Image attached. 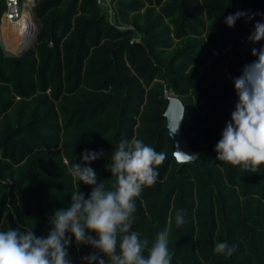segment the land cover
Instances as JSON below:
<instances>
[{
  "label": "trees",
  "instance_id": "trees-1",
  "mask_svg": "<svg viewBox=\"0 0 264 264\" xmlns=\"http://www.w3.org/2000/svg\"><path fill=\"white\" fill-rule=\"evenodd\" d=\"M19 1L39 34L20 56L0 46V231L33 227L46 237L50 216L70 207V164L102 152L89 166L109 180L112 152L136 137L167 158L136 200L132 230L151 243L171 220V264H264V166L245 171L214 151L237 102L234 80L264 46L248 42L264 0H115V22L95 0ZM236 12L256 15L228 28ZM168 94L184 106L193 164L174 157ZM79 187L87 197L91 187ZM224 241L236 246L231 257L214 252ZM92 251L68 247L72 264Z\"/></svg>",
  "mask_w": 264,
  "mask_h": 264
},
{
  "label": "clouds",
  "instance_id": "clouds-1",
  "mask_svg": "<svg viewBox=\"0 0 264 264\" xmlns=\"http://www.w3.org/2000/svg\"><path fill=\"white\" fill-rule=\"evenodd\" d=\"M255 15L229 14L225 24L232 28L238 19L251 21ZM253 27L248 42L256 44L264 40V21H257ZM251 55L255 59L234 80L237 102L214 151L217 161L255 173L264 166V46L253 47ZM176 130L177 125L170 129L171 135ZM103 155L85 150L80 163L70 164L68 172L75 182L70 207L50 216L46 237L34 234L33 227L0 231V264H72L68 247L73 240L77 248L87 245L93 250L81 258L82 264H171V220L151 243L132 230L136 200L157 182L166 153L157 152L136 137L122 139L106 167L111 179L98 182L96 171L89 165ZM194 159L183 155L181 162ZM80 184L91 187L87 197ZM174 222L177 228L185 223L182 210L176 211ZM235 251L236 246L226 241L214 247L216 254L225 257Z\"/></svg>",
  "mask_w": 264,
  "mask_h": 264
},
{
  "label": "water",
  "instance_id": "water-1",
  "mask_svg": "<svg viewBox=\"0 0 264 264\" xmlns=\"http://www.w3.org/2000/svg\"><path fill=\"white\" fill-rule=\"evenodd\" d=\"M39 34V27L36 31L26 35L25 40L22 42L19 50L15 52L14 56H20L23 52L27 51L33 45H35V41ZM9 56V54H6ZM167 106L164 111V118L166 120L165 130H167L168 135L174 142V157L177 163L182 166L188 162L182 163L183 155L193 156L196 159L197 154L192 152L189 148L188 142L185 140L182 134V126H183V119L185 115V109L182 102L176 97H170L167 100ZM177 125V130L175 133L171 135L170 129ZM194 160L189 161V164H193Z\"/></svg>",
  "mask_w": 264,
  "mask_h": 264
},
{
  "label": "built area",
  "instance_id": "built-area-1",
  "mask_svg": "<svg viewBox=\"0 0 264 264\" xmlns=\"http://www.w3.org/2000/svg\"><path fill=\"white\" fill-rule=\"evenodd\" d=\"M97 4L101 5L109 20L115 22V0H95ZM27 12L29 22L27 26L19 27L17 34L21 38L23 32L28 31L29 34L36 31L38 28L37 20L34 16L33 10L30 6L22 4L19 0H4V9L0 15V33L4 25H12L14 22L20 20L23 14ZM24 30V31H23ZM28 34V35H29Z\"/></svg>",
  "mask_w": 264,
  "mask_h": 264
},
{
  "label": "bare ground",
  "instance_id": "bare-ground-1",
  "mask_svg": "<svg viewBox=\"0 0 264 264\" xmlns=\"http://www.w3.org/2000/svg\"><path fill=\"white\" fill-rule=\"evenodd\" d=\"M29 22L27 12H25L20 20L17 22H14L12 25H4L2 27V48L5 50L11 51L12 53H15L19 50L20 46L22 45V42L25 40V36L29 34L28 31L23 32L21 35V38L18 37L17 31L19 27L27 26ZM24 31V30H23ZM1 38V37H0Z\"/></svg>",
  "mask_w": 264,
  "mask_h": 264
},
{
  "label": "rangeland",
  "instance_id": "rangeland-1",
  "mask_svg": "<svg viewBox=\"0 0 264 264\" xmlns=\"http://www.w3.org/2000/svg\"><path fill=\"white\" fill-rule=\"evenodd\" d=\"M39 27V26H38ZM0 46L2 47V44H1V40H2V31H1V33H0ZM3 49V48H2ZM4 53H6V54H9V55H11V56H14V54L15 53H12L11 51L10 52H8V51H6V50H4ZM168 98H170V97H173V96H171L170 94H168V96H167Z\"/></svg>",
  "mask_w": 264,
  "mask_h": 264
},
{
  "label": "crops",
  "instance_id": "crops-1",
  "mask_svg": "<svg viewBox=\"0 0 264 264\" xmlns=\"http://www.w3.org/2000/svg\"><path fill=\"white\" fill-rule=\"evenodd\" d=\"M5 50V49H4ZM6 51H8V50H6ZM9 52V51H8Z\"/></svg>",
  "mask_w": 264,
  "mask_h": 264
}]
</instances>
